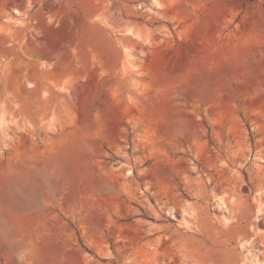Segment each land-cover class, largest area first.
<instances>
[{
    "label": "rangeland",
    "instance_id": "374dc122",
    "mask_svg": "<svg viewBox=\"0 0 264 264\" xmlns=\"http://www.w3.org/2000/svg\"><path fill=\"white\" fill-rule=\"evenodd\" d=\"M0 264H264V0H0Z\"/></svg>",
    "mask_w": 264,
    "mask_h": 264
}]
</instances>
